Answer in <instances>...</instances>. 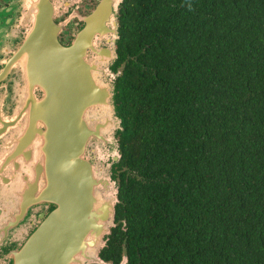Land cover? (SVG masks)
I'll list each match as a JSON object with an SVG mask.
<instances>
[{
    "label": "trees",
    "instance_id": "1",
    "mask_svg": "<svg viewBox=\"0 0 264 264\" xmlns=\"http://www.w3.org/2000/svg\"><path fill=\"white\" fill-rule=\"evenodd\" d=\"M118 17L129 264H264V0H122Z\"/></svg>",
    "mask_w": 264,
    "mask_h": 264
},
{
    "label": "water",
    "instance_id": "2",
    "mask_svg": "<svg viewBox=\"0 0 264 264\" xmlns=\"http://www.w3.org/2000/svg\"><path fill=\"white\" fill-rule=\"evenodd\" d=\"M121 2L99 0L68 44L41 11L19 45L3 47L0 90L12 85L0 93L1 264H108Z\"/></svg>",
    "mask_w": 264,
    "mask_h": 264
},
{
    "label": "flooded vegetation",
    "instance_id": "3",
    "mask_svg": "<svg viewBox=\"0 0 264 264\" xmlns=\"http://www.w3.org/2000/svg\"><path fill=\"white\" fill-rule=\"evenodd\" d=\"M98 1L99 0H0V33H3L4 30V33L8 32L5 38H11L10 45L13 46L14 44L15 46L13 47L15 48L27 37L26 35L29 30L27 29L28 26L22 23L23 19L28 18V12L34 13L35 19L38 13L42 11L50 17V21L53 24V29L59 42L61 44H68L73 39L74 33L83 25L84 17L94 10ZM121 7L122 2L118 6V15L120 14ZM8 55L7 49L3 48V50L0 51L1 71L5 69L4 59H6ZM116 70L121 72V68H117ZM7 77L10 78V73L7 74ZM3 84L4 81H0V86ZM11 85L12 82H9L6 90H8ZM6 90L2 89L0 93H9ZM118 174L119 172H117V175ZM113 228L116 229V232L112 233L111 230L104 248L108 247V241L110 237L113 236L120 247L123 248V251L118 252L110 249L104 251L103 248L100 252V257L108 264H129V258L124 249L126 242L122 234V231L126 230L125 219L115 220V226Z\"/></svg>",
    "mask_w": 264,
    "mask_h": 264
},
{
    "label": "rangeland",
    "instance_id": "4",
    "mask_svg": "<svg viewBox=\"0 0 264 264\" xmlns=\"http://www.w3.org/2000/svg\"><path fill=\"white\" fill-rule=\"evenodd\" d=\"M27 19H23V25H25V26H28L27 27V29H30V26L33 24V22H34V13H30V11L28 12V14H27ZM22 19V18H21ZM8 28V27H7ZM6 29V28H5ZM5 31V30H4ZM4 31H3V33H0V51H1V49L3 48V47H11L12 45H10V43H9V41L11 40V38H5V36H7L8 35V32H5L4 33ZM10 37V36H9ZM1 42H8V44H3V45H1ZM63 45H65V44H63Z\"/></svg>",
    "mask_w": 264,
    "mask_h": 264
}]
</instances>
